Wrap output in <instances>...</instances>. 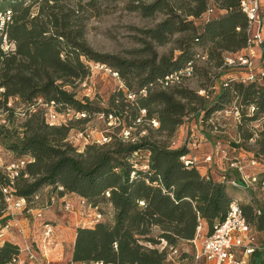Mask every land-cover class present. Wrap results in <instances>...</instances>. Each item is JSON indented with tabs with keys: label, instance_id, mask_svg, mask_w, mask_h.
Returning a JSON list of instances; mask_svg holds the SVG:
<instances>
[{
	"label": "trees",
	"instance_id": "obj_1",
	"mask_svg": "<svg viewBox=\"0 0 264 264\" xmlns=\"http://www.w3.org/2000/svg\"><path fill=\"white\" fill-rule=\"evenodd\" d=\"M120 1L143 18H165L154 29L144 32V58L140 60L99 54L87 43V13ZM242 1L0 0V13L12 12L11 22L0 30V88L5 90L0 111L7 114L8 121L7 126H0V147L6 154L14 155V160H30L11 192L30 204L36 194L49 189L48 195H77L105 216L109 213L101 204L112 209L111 220L77 228L71 262L169 264V251L163 244L181 250L180 243L192 244L203 225L208 229L207 235L211 234L225 220L231 203L238 199L234 196L237 190L264 194V171H258L264 169V75L244 83L247 70L224 67L229 55L242 53L248 47L249 21ZM4 35L15 44L14 51L3 50ZM178 35H184L176 42L179 56H160L156 47L168 45ZM88 62L115 69L126 87L112 97L116 109L102 114H116L125 129L137 128L142 120L150 125L156 120L159 127L147 128L149 135L139 139L132 132L135 143L109 134V143L87 144L80 153L67 141L73 129L71 124L49 126L44 109L39 108L25 121L15 117V101L28 107L42 100L55 102L60 112L86 113L88 118L78 122L88 121L97 110L88 97L80 100L74 92L76 83L91 75ZM199 62L219 72L214 76L205 73L206 96L174 86L181 82L168 87L162 84L167 76L190 65L191 78L195 77ZM217 79H223L220 89H215ZM142 90H147V96L141 94ZM130 93L136 95L135 100H129ZM10 101L12 107H8ZM198 106L200 123L226 111H231L239 122L242 142L229 146L232 155L215 143L210 153L217 146L227 153L226 158L218 160L222 161V173L217 170L221 166L217 161L206 173L199 163L187 166L182 158L195 155L189 145L173 148L169 140L155 139L174 137L187 115L196 112ZM143 110L146 115H142ZM256 122L261 125L254 126ZM250 142L256 150L245 148ZM140 153L148 155L145 169L136 160ZM253 161L255 167L251 166ZM235 163L247 173L257 175L255 190L244 188L239 171L230 167ZM229 181L238 186L229 185ZM59 186L64 191L59 192ZM243 207L253 227L255 244L264 246V199ZM256 209L261 211L260 216ZM8 221L5 198L0 193V232ZM194 250L192 244V252L181 250V255L192 259ZM19 253V244L5 240L0 245V264L13 262ZM247 264H264V251H256Z\"/></svg>",
	"mask_w": 264,
	"mask_h": 264
},
{
	"label": "built area",
	"instance_id": "obj_2",
	"mask_svg": "<svg viewBox=\"0 0 264 264\" xmlns=\"http://www.w3.org/2000/svg\"><path fill=\"white\" fill-rule=\"evenodd\" d=\"M262 1L264 0H243L241 3L242 9L246 14L249 21V40L248 47L242 53L236 55H229L225 60V68L234 69V68H242L247 70L246 77L242 79V82L247 83L251 81H255L259 75H264L263 72L260 71L261 67L255 66V60L258 58V54L254 51L253 46L258 42L263 46V56L262 61H264V37H263V29L264 22L261 16L262 9ZM12 12L6 11L5 13H0V30H3L5 26L11 22ZM258 27L261 34L256 33L254 37H251L252 28ZM2 48L5 52H12L16 49L15 44L8 40L7 35L3 37V45ZM105 67V66H104ZM103 67V68H104ZM110 72L113 74V77L118 79L119 83L122 84L120 76L116 72ZM193 67L190 65L187 68L180 70L177 73L171 74L165 78V82L162 84L165 87L174 85L176 83H180L184 79H188L192 77ZM83 87L86 88L88 94L87 97L90 96L92 92V87L88 86L87 81L84 82ZM123 89V86H120ZM218 89V86L215 87ZM5 90L0 88V98H2ZM201 95L206 96V91H201ZM141 94L143 96H147V90H142ZM129 100H135V94H128ZM13 106V101H10L8 107ZM44 109V118L46 123L49 126H61V125H69L73 121L84 120L88 118L86 113L76 112L74 110H66L64 112H60L57 109V105L55 102L43 103L42 100H39L36 104L30 105L28 107H24L23 109H17L15 117L18 120L25 121L32 114L36 113L39 107ZM231 111H226V115H231ZM6 113L0 111V126H7L8 121L6 119ZM142 115H146V110L142 111ZM100 119L105 123L106 129L103 134L98 137L92 136L93 134H78L80 140H82L85 144L95 143L98 145H102L105 143H109L111 138L109 134L113 130H119L118 134H114L118 139L123 142H136V137L132 135V128H122L123 123L122 119L114 113H110L108 115L101 114ZM151 124L154 127H159V123L156 120L151 121ZM111 135V134H110ZM175 145V143H173ZM217 149L214 153L208 155L204 163L210 164L211 162L218 161L221 158H226L227 153L221 150V147L217 146ZM9 154H6L3 148L0 147V193L3 194L5 198L6 204V214L9 218L8 223L4 226L3 230L0 232V240H3L2 243L6 240L5 230L11 231L12 224L18 227L19 233L23 238V245H20V253L14 258L13 262L9 264H51V256L52 255H60V242L57 237V227L51 221H48L44 218V211H46L50 207V203H48L49 199L51 200V204L58 201L61 204V209L67 213L68 215L77 214L75 206L69 199V195H65L64 197H59L57 194H49V189H45L43 193H38L35 195L33 201L30 204L19 198L11 192V189L15 187L16 181L21 177L24 170L26 169L27 164L30 162L29 159L22 160H9ZM221 157V158H220ZM218 158V160H216ZM182 160L185 162L187 166L196 165L199 163V158L197 156H192V158L188 159L183 157ZM256 162H251V166L255 167ZM231 169L238 170L241 179L243 182V186L246 189L255 190L256 184L258 181V177L256 174H249L245 171V168L239 164H232ZM6 184H5V183ZM229 185L237 187L238 184L235 181H229ZM59 192L64 191L62 186H59ZM264 189V188H263ZM247 192V190H244ZM45 198V200H44ZM249 204H251V200H249ZM80 207L82 210L80 211V215L82 217H86L89 215V218H86L80 226L88 227L94 226L97 222L105 220L106 216L100 213L97 209L91 208L87 202L81 199ZM89 211L93 213L90 215ZM258 216L261 215L260 210H254ZM30 215L34 218V221L40 223V240H33L32 237H28L25 234V227L19 221L20 216ZM202 230V226L198 228V234L200 236V231ZM203 253H199L197 249V238L192 242L194 246V254L193 258L188 261V259L183 258L181 255V250L178 247L168 246L167 244H163V247L167 248L168 253V263L169 264H185L184 262L188 261V264H247L249 257H251L256 251H264V246H260L255 244L254 240V231L251 225L250 220L248 219L244 207L242 205V200L240 198L235 199L228 210L227 216L222 223H218L211 234L206 235L203 238ZM0 242V245L2 244ZM117 248V244H115ZM69 264H87V263H74L70 262ZM90 264H106L104 262H95Z\"/></svg>",
	"mask_w": 264,
	"mask_h": 264
},
{
	"label": "rangeland",
	"instance_id": "obj_3",
	"mask_svg": "<svg viewBox=\"0 0 264 264\" xmlns=\"http://www.w3.org/2000/svg\"><path fill=\"white\" fill-rule=\"evenodd\" d=\"M249 2L251 0H248ZM30 3V2H29ZM261 18L264 22V1L261 3ZM37 12V7L34 6L32 9V13ZM86 23V40L91 49L99 54H106L111 56H116L122 59L127 60H140L144 58V55L141 53L144 50L145 45L143 41L146 39L144 34L145 31L154 29L160 22H162L165 18L162 15H158L155 18H143L140 13L130 11L128 9V5L124 1H120L115 4H103L98 6L97 9H93L87 13L85 18ZM256 33L261 34L258 27L252 28L251 37L253 38ZM263 37H264V29H263ZM184 36V35H183ZM182 35H178L175 37L171 43L163 47H156L157 52L160 56H171L174 54L175 57H178L180 52L175 50L177 48L176 42L181 40ZM254 51L258 54V58L255 60V66L261 67L260 71L264 70V61H262L263 56V46L258 42L253 46ZM91 68V75L87 77L82 82L76 83L74 88V92L77 94V97L80 100L86 98V88L83 87L85 81H87L88 86L92 87V92L88 99L90 100L94 110L96 112L91 114L90 119L88 121H73L71 122V126L73 129L71 130L67 141L73 146L78 148V151L82 153L85 150L84 142L80 140L78 134L81 132L84 134H93L92 136L98 137L104 133L106 126L102 119H100V115L107 111H113L116 107L112 104V97L116 94H119V90H125L126 87L123 84H120L118 79L113 77V74L110 72H116L115 69L95 62L87 63ZM105 66V67H104ZM104 67V68H103ZM199 71L197 75L190 79H184L180 84L174 85L181 86L183 88H187L193 90L195 92L203 91V86L207 84V79L205 73L210 72L213 76L219 73L214 70L210 65L205 64L204 62L198 63ZM205 71V72H204ZM225 77V76H224ZM223 80V79H221ZM221 80H216L215 85L220 89ZM123 86V89L120 86ZM136 86L134 85V89ZM220 91L218 90V93ZM201 94V93H200ZM16 108L23 109L24 105L19 101H15ZM41 110L43 109L41 106L39 107ZM196 112H191L185 118V123L178 128L176 134L171 139H167L166 137H155L157 140H169L167 141L173 148H181L184 144L189 145L192 150H194V156H197L199 159V167L202 169H207L209 166L213 167L214 164L211 162L210 164H206L203 161V158L212 152L214 147V143L218 144L225 149L227 153L232 155L230 152V147L234 146V144L241 143L242 141L239 138L238 127L239 122L236 121L231 115L222 114H213L209 120L206 122L200 123L201 117H198V113H200L201 108L198 106ZM261 125V122H256L254 126ZM147 128L157 129L154 125H150L148 121L144 122L143 120L140 123V126L137 128H133L132 132L136 135L137 138H141L143 136H148L150 132H148ZM118 134V130H112L110 134L112 136L114 134ZM154 133V132H153ZM152 134V132H151ZM135 136V135H134ZM114 140V139H113ZM173 143L175 145L173 146ZM230 146V147H229ZM248 150H256V146L253 145L252 142L248 143L245 147ZM147 153H140L139 157L136 160H140L142 165L140 168H144V164H146ZM9 160L15 159L14 155L11 154L7 157ZM136 158V157H135ZM218 160V158H216ZM215 161V160H214ZM222 161H217V163L221 164ZM226 163V162H225ZM224 163V164H225ZM222 166V164H221ZM217 170L221 173L224 171L223 167L217 166ZM258 171L263 172L264 169H259ZM50 196V195H48ZM234 196L238 197L242 200V205L248 206L249 200L254 201L256 204H259L264 199V194L260 191H256L255 193H250L246 191L237 190L234 192ZM50 203V207L44 211V218L46 220L51 221L55 224V220L58 223L67 221L69 215L65 213L61 209V204L58 201L51 204L50 198H48ZM45 200V198H44ZM101 207L105 212L109 213L106 215L105 220H111L112 209L107 204H101ZM49 212L54 213L55 217L53 219H49L47 215ZM59 212V213H58ZM93 212L89 211L91 215ZM56 214H58L56 216ZM28 215V214H27ZM26 215V216H27ZM24 217V216H23ZM20 217V222L22 225L23 222L29 221L30 218ZM51 218V216H50ZM27 219V220H25ZM29 222H25L23 225L25 227V234L29 237L30 233L28 232V226L31 230V233H34V229ZM34 222V221H33ZM31 221V223L33 224ZM71 224V223H69ZM56 225V224H55ZM58 227V224L56 225ZM208 229L205 225H203L202 230L200 231V236H198L196 244L198 252L203 253V238L207 235ZM6 240H9L11 236L14 234V238H16V242L23 245V240L21 234L19 233V229L17 226L12 224L11 231L5 230ZM157 234V232L155 233ZM18 236V237H17ZM58 237V234H57ZM59 239V237H58ZM2 243L3 240H0ZM180 248L184 252H192V244L190 243H180ZM66 252L65 255V263L71 258V248L68 246L65 247ZM66 253V254H65Z\"/></svg>",
	"mask_w": 264,
	"mask_h": 264
},
{
	"label": "crops",
	"instance_id": "obj_4",
	"mask_svg": "<svg viewBox=\"0 0 264 264\" xmlns=\"http://www.w3.org/2000/svg\"><path fill=\"white\" fill-rule=\"evenodd\" d=\"M204 162V161H203ZM216 166V165H215ZM220 166V165H218ZM222 167V166H220ZM209 168H212L211 166H209L207 169H203V173H206L208 171ZM69 199L70 201L73 203V205L75 206V209L77 211V214H74V215H69V218L67 221H64V222H61V223H58L56 220H55V224L57 225L58 224V227H57V234H58V237H59V242H60V250L61 252L59 253L60 255H52L50 258H51V264H69L72 260V256L70 258V260L67 261V263H65V255H64V251L66 252L67 250H65V247L69 245V247L71 248V253L73 251V247H74V244H75V241H76V236H77V228L80 226V224L82 223V221H84L86 218H89L90 216L87 215L86 217H82L80 215V211L82 210V208L80 207V202H81V199L77 196V195H72V196H69ZM59 213V212H58ZM54 213L52 212H49L47 215L49 219H53L52 217H55L53 215ZM58 214H56L57 216ZM51 216V218H50ZM21 217V216H20ZM23 217V216H22ZM29 217L30 219V222L29 221H25V222H29V224L32 225V228L35 230L34 233H31V230L28 226V229H29V237L33 240H36V241H39L41 236H40V223L39 222H36L34 221V218L30 215H24L23 219L24 218H27ZM27 220V219H25ZM31 221L33 222V224L31 223ZM49 221V220H48ZM25 222H23L25 224ZM71 223V224H69ZM23 224V225H24ZM18 237V236H17ZM16 238H14V234L11 236V238L9 239V241H12L14 243H17V244H20L18 242L15 241ZM23 240V238H22ZM66 254V253H65ZM72 255V254H71ZM188 261L191 260V257L190 258H187ZM188 261L184 262L185 264H188Z\"/></svg>",
	"mask_w": 264,
	"mask_h": 264
}]
</instances>
